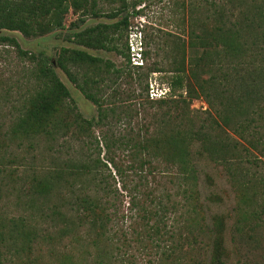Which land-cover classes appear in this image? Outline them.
<instances>
[{
    "label": "rangeland",
    "instance_id": "1",
    "mask_svg": "<svg viewBox=\"0 0 264 264\" xmlns=\"http://www.w3.org/2000/svg\"><path fill=\"white\" fill-rule=\"evenodd\" d=\"M211 1L221 6L222 21H216L214 7L209 6ZM65 5L68 12L64 16L63 31L25 38L19 32L2 30L0 36L14 37L23 50L33 54L55 57L60 48L67 47L84 50L100 58L103 70L110 63L109 74H99L94 65L71 70L78 82L85 79L90 82V91L103 99L105 106L117 108L118 113L126 107L142 111V116H136L137 119L108 118L107 127L115 133L121 127L135 130L147 127L151 134L158 128L161 136L165 129L160 128L159 123L168 117L172 118L171 125L179 128L186 125L187 121L182 122L177 117L184 111L200 121L209 113L220 122L216 111L211 110L201 96L193 98L187 109L172 102L186 96L187 84L194 85V66L204 49L214 45L207 38H213L219 27L222 35L228 36L227 41L234 51H227L226 46L219 43L204 78L218 76L221 72L227 77L231 93L244 96L242 92L257 85L252 107L254 112L258 111L257 114L260 111L264 114V0H99L98 8L105 15L84 19L78 29L72 28L71 24L81 19L82 11H75L71 0H67ZM117 10H120L117 17H108ZM123 17H126L128 26L113 34L110 46H114L115 51L85 49L68 43L64 38L65 34L97 24H114ZM234 24L236 28L233 30H238L237 34L229 32ZM237 47L239 50L235 54ZM124 53L129 55V64ZM28 69V63L17 57L13 47L0 45V264L198 262V247L207 241L206 234H199L193 223L188 228L187 209L184 208L194 203L186 199L184 191L188 190L190 194L194 188L182 183V175H175L176 171L166 166L164 156L152 160V166L157 170L149 166L143 168L149 186L140 189L141 192L152 191L145 201V207L152 213L148 225L158 223L164 233L162 224L165 223L166 230L174 233L172 237L164 234L159 241L150 232L144 234L143 223L133 217L136 208L130 210L129 195L122 188L114 168L109 164L107 169L95 167L93 159L97 152L94 150V138L99 141L101 136L97 125L90 135H81L72 129L52 136H27L17 128L25 117V99L34 90V83L27 76ZM118 69L121 74L114 75L112 71ZM55 71L81 115L96 121V106L59 68L55 67ZM150 91H154L153 99ZM247 113L250 115L251 109ZM222 127L232 141L250 151L242 154L244 166L254 168L255 174L264 178V156L251 150L247 141L239 138L234 125ZM140 135H145L143 129ZM100 148L99 159L105 162L101 144ZM252 155L258 159V167L249 163L256 160ZM139 157L149 159L145 154ZM237 158V155H229L230 161ZM207 162L204 159L197 161L195 189L200 193L207 222L211 216L225 217L224 237L230 254L228 264H264V188H243L246 182L237 181L232 171L223 172L220 166ZM76 168H79V175L84 170V177L79 179L75 174ZM149 171L156 177L155 181ZM126 184L131 190L129 180ZM80 194L96 195L101 202L108 200L112 203L110 212L116 213L113 228L123 229L125 239L119 233L113 241L107 240L113 233L110 225L105 232L91 231L88 225L78 226L72 222L77 216L75 210L71 211L70 203L73 204L72 198ZM138 197L145 199L144 194ZM171 202L175 208L173 211L170 210ZM156 210L158 215H153ZM162 214H165L164 219ZM188 230H193L192 234ZM186 236L189 239L185 240ZM232 238L235 240L233 243ZM235 247H238V252Z\"/></svg>",
    "mask_w": 264,
    "mask_h": 264
},
{
    "label": "trees",
    "instance_id": "2",
    "mask_svg": "<svg viewBox=\"0 0 264 264\" xmlns=\"http://www.w3.org/2000/svg\"><path fill=\"white\" fill-rule=\"evenodd\" d=\"M66 1L0 0V31L19 32L25 38L42 37L55 30L63 31L64 16L68 12V6L65 5ZM98 3L99 0H71V6L75 11H82L81 19L73 22L71 27L78 29V26L83 24L84 19L88 17L97 19L102 17L101 15H105L98 8ZM134 5L135 3L132 4V6ZM209 6L211 8L214 7L216 21H222L223 13L221 6L216 5L213 1L209 2ZM118 11L120 10L110 14L108 17H117L119 15ZM127 26V19L123 17L114 24H97L79 32L65 34L64 38L68 43L75 44L78 47L93 51L103 50L110 52L116 50L114 46H110L113 34L117 30ZM233 28H236V24L229 29V32L237 34L238 30H233ZM227 38L228 36L222 35L220 27L213 38H207L214 45L207 46L204 49L199 61L194 66L197 70V72L195 70L194 74L195 86L187 84L185 87L186 96L184 98L180 96L178 100L172 101L177 105H184L187 109L189 102L193 98L201 96L205 99L209 108L216 111L220 122L211 117L209 113L207 118H203L200 121L198 117H189L184 111L182 116L177 115L182 122L184 120L187 121L183 128L171 125L172 118L168 117L167 120H162L159 123L160 128L165 129L161 131V136L158 134V128H155L151 134L149 128L145 127L142 128L145 135L141 137V127H138L136 130L132 127H121L119 128L120 131L118 130L115 133L107 127V119L115 117L127 119L136 118V116L141 117L142 111L126 107L125 110L118 113L116 111L117 108L105 106L103 99L98 98V95L96 96L95 93L90 91V87H88L90 82L86 79L82 83L78 82L71 70L73 68L79 69L85 65H94L99 74H109V68L112 67L110 63L106 64L103 70L100 67V63L102 62L100 58L92 56L84 50L67 47L60 48L54 55L55 57L43 55L42 53L33 54L23 50L14 37L0 36V45L13 47L17 57L21 61L28 63L27 76L34 83L33 92L28 94L25 99V117L17 128H20L27 136L33 134L52 136L60 132L72 131V129L81 135H90L91 130L97 125L101 136L99 141L94 138V150L97 152V157L93 159L94 165L95 167L102 166L107 169L109 164L114 168L118 179L121 181L122 188L129 195L130 210L136 208L133 217L143 223L144 234L150 232L159 241H161L160 238H163L164 234L169 237H172L174 234L166 230L165 223L162 224V229H165L164 233L158 227V223H155L157 226L148 225L152 213L145 207V201L152 195V191L141 192L140 190L149 186L147 176L143 174L145 166L157 170L155 166H152V160L160 159L164 156L166 166L176 171L175 175H182L180 178L182 183L185 182L190 188H194L190 194H188V190L184 191L187 195L186 199L194 201L192 205L189 203L184 206L187 209L185 210L187 214V226L189 228L190 224L193 223L192 226L199 231V234H206L207 241L204 244H199L198 254L200 259L193 264H228L230 259L224 237L225 217L222 215L211 216L209 222H207L204 204L200 201L199 191L195 189L198 181L197 161L204 159V161H208L207 163L210 162L220 166L223 172L232 171L233 175L238 178L237 181L246 182L247 186L244 185L243 188H264V178L255 174L254 168L252 170L244 166L245 158L242 154H249L250 151L245 147H240V144L236 141H232L233 139L226 134L225 129L222 127L234 125V132L239 138L246 140L251 150L258 151L259 155L264 156V114L262 111L257 114L258 111L254 112V107H252L257 96V85H254L250 91L242 92L245 94L244 96L242 94L231 93L232 91H230L227 84V77L221 75V72H219L218 76L204 78L205 70L209 69L212 65V53L218 49V44L222 43L226 46L227 51L228 49L232 50ZM238 50L239 47L235 49V54ZM233 51L234 49L231 52ZM123 56L127 64H129V55L124 53ZM55 67L59 68L76 85L84 97L96 106V121L95 119H85L77 110L76 105L71 99L69 90L59 79ZM112 73L119 75L121 74V70L118 69L115 72L113 70ZM241 85L242 83L239 84V86ZM249 109H251L250 115L247 113ZM163 115L166 114L164 113ZM100 144L104 149L105 162L99 159L101 153ZM143 154L149 159L139 157ZM229 155H237L238 158L230 161ZM252 157L256 160L254 162L248 160L249 163L252 166L258 167L256 164L258 159L254 155ZM78 169L76 168L77 172L74 173L80 179L85 174L83 170L82 174L79 175ZM149 174L153 175L151 171H149ZM169 176L171 179L170 174ZM152 179L155 181L156 177L152 176ZM127 180L130 181L131 190L126 184ZM69 186L74 187L73 184H69ZM141 194H144L145 199L138 197ZM252 194H255L254 191ZM72 199L73 204L72 202L70 203V209L71 211L72 209L75 210L77 216L76 221L72 220V222L77 223L78 226L88 225L91 231L97 229L105 232L110 225L113 233L111 238L107 237V240L113 241V237L119 233L125 239L123 229L114 230L113 228L116 213L115 211L110 212V208L113 207L112 203L108 200L101 202L98 196H90L89 194H80V196L73 197ZM173 205L170 206L171 211L175 210ZM164 211L169 212L165 208ZM153 215H158V211L156 210ZM194 215L195 217H193ZM164 216L165 214H162L163 219ZM191 231L188 230L189 234H192ZM184 239L187 240L189 237L186 236ZM234 241L232 238L231 243ZM139 242H142V240L139 239ZM235 250L238 252V247H235Z\"/></svg>",
    "mask_w": 264,
    "mask_h": 264
},
{
    "label": "built area",
    "instance_id": "3",
    "mask_svg": "<svg viewBox=\"0 0 264 264\" xmlns=\"http://www.w3.org/2000/svg\"><path fill=\"white\" fill-rule=\"evenodd\" d=\"M139 60H140V58H139ZM134 64L138 65L139 63H138V62H134ZM150 92H151V93H150V96H151V98L153 99V98L155 97V94H153L154 91H150Z\"/></svg>",
    "mask_w": 264,
    "mask_h": 264
}]
</instances>
